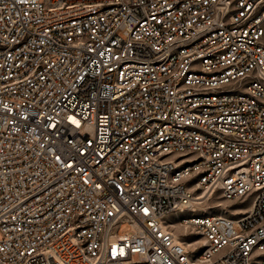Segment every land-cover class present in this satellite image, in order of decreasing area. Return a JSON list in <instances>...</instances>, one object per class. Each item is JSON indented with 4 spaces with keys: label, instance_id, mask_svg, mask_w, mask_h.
<instances>
[{
    "label": "built area",
    "instance_id": "2783aa9c",
    "mask_svg": "<svg viewBox=\"0 0 264 264\" xmlns=\"http://www.w3.org/2000/svg\"><path fill=\"white\" fill-rule=\"evenodd\" d=\"M0 232V264H264V0H0Z\"/></svg>",
    "mask_w": 264,
    "mask_h": 264
},
{
    "label": "rangeland",
    "instance_id": "374dc122",
    "mask_svg": "<svg viewBox=\"0 0 264 264\" xmlns=\"http://www.w3.org/2000/svg\"><path fill=\"white\" fill-rule=\"evenodd\" d=\"M195 206H196V208L203 209V212L205 210L209 209L210 213H214V212H219L221 207L229 208V207H233L236 205L232 204V201L225 200V199L221 198L219 191L215 190L208 198L203 199L199 203H196ZM248 206H249V200L244 202V203H241V205H240L241 210H238V211H243ZM171 221L175 222L174 220H171ZM176 223H177L176 225L180 226L181 228H176V226L173 227L174 233H176V234L179 233L178 234L179 239L183 238V236L186 237V235L188 234L189 228L186 232H183L184 230L182 229V227H184V226L182 224H180L178 221ZM118 231L119 232H128L129 231L128 223H126V222L120 223V225L118 226ZM177 231H179V232L177 233ZM182 234H184V235H182ZM0 237H1V232H0Z\"/></svg>",
    "mask_w": 264,
    "mask_h": 264
},
{
    "label": "bare ground",
    "instance_id": "6f19581e",
    "mask_svg": "<svg viewBox=\"0 0 264 264\" xmlns=\"http://www.w3.org/2000/svg\"><path fill=\"white\" fill-rule=\"evenodd\" d=\"M202 200H200V199H198L197 201H196V203H199V202H201ZM205 213H209L210 212V210L209 209H207V210H205L204 211ZM177 221H175V222H170L171 224V226H172V229H173V227H175L176 226V228H181L180 226H177L176 223ZM184 226V225H183ZM182 229L184 230L183 232H186L187 230H188V227H186V226H184V227H182ZM179 231H177V233H178ZM173 233H174V231H173ZM179 234V233H178ZM178 234H176V233H174V236H175V239L176 240H179V241H181V239H179V235ZM195 241H200V238L199 237H197L196 239H195Z\"/></svg>",
    "mask_w": 264,
    "mask_h": 264
}]
</instances>
